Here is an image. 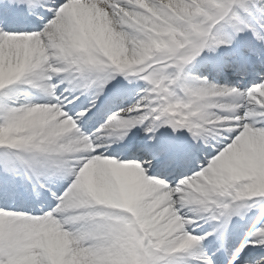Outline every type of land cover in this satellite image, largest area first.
<instances>
[{
  "label": "snow or ice",
  "instance_id": "6c2138e0",
  "mask_svg": "<svg viewBox=\"0 0 264 264\" xmlns=\"http://www.w3.org/2000/svg\"><path fill=\"white\" fill-rule=\"evenodd\" d=\"M0 264H264V0H0Z\"/></svg>",
  "mask_w": 264,
  "mask_h": 264
},
{
  "label": "bare ground",
  "instance_id": "6f19581e",
  "mask_svg": "<svg viewBox=\"0 0 264 264\" xmlns=\"http://www.w3.org/2000/svg\"><path fill=\"white\" fill-rule=\"evenodd\" d=\"M134 87V86H133ZM246 230V229H245ZM240 238H242V237H240Z\"/></svg>",
  "mask_w": 264,
  "mask_h": 264
}]
</instances>
